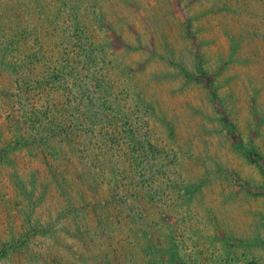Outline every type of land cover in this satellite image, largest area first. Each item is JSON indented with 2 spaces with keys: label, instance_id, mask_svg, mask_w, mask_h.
I'll use <instances>...</instances> for the list:
<instances>
[{
  "label": "rangeland",
  "instance_id": "1",
  "mask_svg": "<svg viewBox=\"0 0 264 264\" xmlns=\"http://www.w3.org/2000/svg\"><path fill=\"white\" fill-rule=\"evenodd\" d=\"M60 55L78 71L45 84ZM10 67L40 82L27 101ZM203 73L264 155V0H0V264H264V177ZM37 111L40 127L55 114L82 134L45 149ZM112 175L153 195L141 228L130 199L110 217L91 207Z\"/></svg>",
  "mask_w": 264,
  "mask_h": 264
},
{
  "label": "trees",
  "instance_id": "2",
  "mask_svg": "<svg viewBox=\"0 0 264 264\" xmlns=\"http://www.w3.org/2000/svg\"><path fill=\"white\" fill-rule=\"evenodd\" d=\"M186 33L187 35L191 38L192 44H193V51H194V57L195 60H197V63L200 61L198 57L199 53V45L196 42L195 36L193 35L192 31L189 29L188 25L186 24ZM75 55V54H74ZM66 56V57H65ZM25 58V57H24ZM60 59H62V65H59V67L57 66L56 68L53 66L52 68H47L48 70V75H50L49 79L47 77L45 84L48 85H53L55 84V78L56 77H60L61 78H68V77H72L75 72L78 71V69L76 68V66L74 65V60L70 61L68 60V56L67 55H60ZM64 60V61H63ZM13 63H18L17 60H11ZM77 66H78V62H76ZM22 66H25L26 64H23V61L21 62ZM11 69H13L15 72L14 74H16V84L18 86L17 92L16 94L14 93V95H17L16 97H20L23 95H27L24 101H27V99H30L31 96V86H34L33 84H37L40 83L38 81H33V78H29L28 75H24L23 70L19 71L18 69H16V67H10ZM21 69V68H20ZM30 69V68H29ZM28 74V72H27ZM52 77V79H51ZM202 79L206 82V87L208 88V90L211 88L210 83H209V77L207 74L203 73L201 74ZM30 83V84H28ZM44 84V85H45ZM60 85V84H59ZM46 87V86H45ZM58 88V85H57ZM59 89V88H58ZM211 93V104L214 110V113L219 117L221 125L224 129H226L227 133H228V137L229 139L235 143L240 150H242V155H244V157L252 164H254L255 166H257V168L259 169V171L261 172V174L264 177V155L260 154L252 145L248 146L246 144H244L240 138V135L236 129L235 124L233 123V121L231 120L230 116L227 114L226 110L224 109L222 102L220 100V98L214 93L213 90H209ZM27 103V102H26ZM24 103V104H26ZM40 111V110H39ZM39 111L36 112V116H34L36 118L35 122L39 124V130L38 131V141L40 145H45V149L48 148L47 146V142L50 141V139H52L53 136H66V137H71L75 134H82V130H76L74 127H76V123L73 124V126L71 125H67V123L65 122V119L63 118L62 121H57V115L55 116V114H52V120L49 122H46L44 125H50V130H47L45 128V126H41L42 122L40 120H38L37 118L41 117V115H39ZM58 111H56L55 113L57 114ZM95 114H97V112H95ZM86 115V113L83 110H79L78 115H77V119L80 120V122H82L83 117ZM33 122V120H32ZM65 123V124H64ZM77 123L78 120H77ZM78 127V126H77ZM86 131V130H85ZM88 131H86L87 133ZM75 133V134H74ZM84 133V134H86ZM88 134V133H87ZM104 138V137H103ZM104 144H108L107 141L104 142ZM140 142L138 143L137 139L135 141H133V139H130V143L128 145L127 148L122 149V153H124L127 149H132V148H136L139 147ZM133 170V168H132ZM105 180H102V183ZM101 183V184H102ZM101 184H97V188L101 185ZM124 189L125 192L120 191V189ZM129 189L132 191V193L129 191ZM144 187H140L138 186V184L136 183L135 178H129V184L128 185H124L122 184L119 180H117L116 175H112L109 186H108V195L105 197L104 200H99L98 198H94V202L93 204L91 203V207L97 212V213H104L105 217H110L111 215V211H113V208H121L123 205L127 206L125 203L126 201H128L129 199L132 201L131 202V207L128 206L126 207L127 210V217L125 218L126 220H130L131 222H133V224H141L138 226L137 229L141 228L143 223H141V219L140 218V214L137 212V210L141 209L142 207H146V204H152L154 201V197L153 195H151L150 193H144ZM252 191L254 192H261L264 194V188H252ZM131 196L134 197V199L136 200H132ZM128 199V200H127ZM143 220V219H142ZM121 223H117L115 224L116 226H118ZM125 227V226H124ZM147 229V227H144ZM138 233V232H137ZM139 234V233H138ZM167 240V239H166ZM168 243H171L167 240ZM149 243L148 241L143 243L144 248H140L139 246L135 247L137 250V253H141L143 255V257H146L148 254H150V249H152L150 246L148 247ZM107 257H110L109 255ZM110 258H106L105 260V264H113V262H111L109 260ZM144 261L142 264H157L155 260H146V258H143Z\"/></svg>",
  "mask_w": 264,
  "mask_h": 264
}]
</instances>
